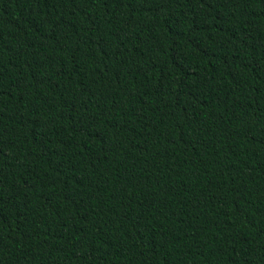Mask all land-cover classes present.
Masks as SVG:
<instances>
[{
	"label": "trees",
	"instance_id": "16d2710c",
	"mask_svg": "<svg viewBox=\"0 0 264 264\" xmlns=\"http://www.w3.org/2000/svg\"><path fill=\"white\" fill-rule=\"evenodd\" d=\"M0 264H264V0H0Z\"/></svg>",
	"mask_w": 264,
	"mask_h": 264
}]
</instances>
